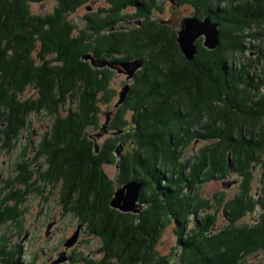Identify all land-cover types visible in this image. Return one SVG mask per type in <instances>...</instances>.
Segmentation results:
<instances>
[{"label":"trees","instance_id":"obj_1","mask_svg":"<svg viewBox=\"0 0 264 264\" xmlns=\"http://www.w3.org/2000/svg\"><path fill=\"white\" fill-rule=\"evenodd\" d=\"M36 1L40 0H0V149L9 152L21 148L16 158L21 180L28 184L37 175L44 185L37 187L39 194L48 191L47 183L53 185L51 195L57 188L64 208L81 219V216L90 219L87 232L102 236L104 248L114 250L112 259L120 257L125 264H243V252H256L264 245L260 237L264 235L263 217L253 228L232 226L243 211L254 208V202L248 200L254 176L251 162L264 158V65L261 64L263 70L257 75L256 71H249L254 62L252 57H249L252 63L242 62L240 68L234 69L221 56L227 51L245 50V43L235 40L234 31L248 21L264 18V0H227L222 5L219 0H182L196 9L197 16L209 15L217 21L222 39L215 50L202 49L199 39L196 45L201 53L191 61L180 51L176 33L171 32L169 25L151 19L152 8L160 7L158 0H109V16L89 20V31L80 28V34L75 32L66 12L76 11L84 0H59V7L45 13L33 9ZM126 5L137 8L135 15L128 17H144L143 23L134 29L118 28L101 35L107 22L106 28L118 24L113 14ZM86 18L92 19L88 14ZM124 31L129 38L123 36ZM91 49L98 60L137 57L147 62L146 68L136 75L126 100L131 117H121V109L110 125L129 126L138 145L127 151L123 160L121 156L117 173L119 183L135 179L144 184L140 194L143 209L138 220L130 213L110 207L114 186L103 165L116 162L112 156L116 146L108 140L102 152H95V137L88 131L90 125H98L100 121L97 102L110 100L114 95L107 88L112 70L105 66L94 68L83 57ZM263 58L260 51L255 61ZM30 88L32 94L24 96ZM181 95L190 98L191 109L199 106V102L218 104L212 122H206L200 134L204 142L223 140L221 136L225 134L226 145L220 147L221 141L201 147L205 157L202 154L197 163L201 160L199 167L208 168L202 177L195 174V166L188 175L183 173L186 162L179 159L176 146L179 141L184 143V139L171 135L173 125L178 129L181 123H189L186 119L189 111L182 112L177 105ZM70 99L74 108L63 114L61 107ZM29 112L49 115L50 126L36 142L30 131L33 138L20 146L18 140L29 122ZM220 119L221 124L214 122H221ZM226 131L237 134L231 137ZM230 151L234 153L233 163L227 161ZM40 159L47 168L35 174L32 162ZM216 171L223 176L219 179L223 184L227 183L226 174L239 172L244 186L227 200L230 208L223 215L232 224L211 231L215 217L209 213L199 216L197 207L204 204L208 207L209 203L198 192L195 196L193 189L214 180ZM185 187L193 192L186 195ZM10 198L21 201L19 193L18 199L17 193ZM5 200H1L0 206L8 205ZM190 200L195 202L192 208ZM9 207L0 208V223L23 212L16 206ZM168 223H172L176 237L171 258L161 255L155 247ZM253 240L256 243H251ZM2 242L5 245L0 264H21L20 246L10 247L9 238ZM107 254L99 261L85 262L86 257L81 256L79 264H114Z\"/></svg>","mask_w":264,"mask_h":264},{"label":"rangeland","instance_id":"obj_2","mask_svg":"<svg viewBox=\"0 0 264 264\" xmlns=\"http://www.w3.org/2000/svg\"><path fill=\"white\" fill-rule=\"evenodd\" d=\"M54 1V0H51ZM56 8L59 7L60 2L56 0ZM161 4L159 8H155V6L152 8L151 13V19L156 20L157 22L164 23V20L160 18L162 16L165 19L169 18L171 22L174 23V25L168 24L169 28L172 33H176V40L178 36V31L181 29V23L182 18L185 16H195L196 9L189 5L187 2H181L182 0H176L178 5H181L178 7L176 5V1L173 0H160ZM219 4L222 5L227 0H219ZM53 3V2H52ZM51 3V4H52ZM159 3V0H158ZM181 3V4H179ZM110 4L111 2L108 0L107 4H105V0H96L95 2L87 3L85 6L79 8L73 13H68L66 15L68 16L72 24H74V30L76 33L80 34V28L83 29V31H89L87 30V27L89 26V20L91 22L95 18H107L109 16V10H110ZM50 5H44L41 7V5H37L36 3H33L32 7L36 11H41V13H45L48 10L46 7ZM104 5L103 11H98L97 8ZM216 5V4H215ZM216 5V6H220ZM137 6V5H136ZM193 7V8H192ZM39 8V9H38ZM88 11H90L88 13ZM107 11V12H105ZM86 14L89 15V18L87 19ZM126 14L120 11L115 12L113 14V17L116 18L118 24L114 27H108L106 28V23L103 28H105L101 35H107L111 32L116 31V29L120 30H130L134 29L135 27H138L139 24H142L145 20L144 17L137 16L134 17L136 19L131 18V21H127L130 19ZM102 17H101V16ZM159 19V20H158ZM138 24V25H136ZM102 28V29H103ZM236 39L241 43H245L244 46H246L245 50L243 52H239L236 50L227 51V53L222 54L223 62L225 61L227 66H231L234 69L240 68L242 62H250V58L254 60L253 64L249 68V71H256V74H261L262 65H264V58L260 61H255V57H257L260 54V51L264 53V18H257L251 21H248L244 23L243 25H239L236 30L234 31ZM123 36L125 38H129L126 35L129 34L128 32H122ZM97 37V36H95ZM99 38V37H98ZM105 38V37H103ZM124 38V39H125ZM201 38V39H200ZM201 42V45L204 46L202 49H208L203 41L204 37L200 36L195 39V45L196 42ZM106 40V38L104 39ZM129 41V40H127ZM222 39L220 38V44ZM178 44V41H177ZM219 44V45H220ZM258 47H257V46ZM93 46V44H92ZM123 46H127L124 44ZM179 46V44H178ZM197 49L193 56L196 57L199 53H201L200 50H198V46L196 45ZM218 47V46H217ZM216 47V48H217ZM125 48V47H124ZM214 48V50L216 49ZM180 49V47H179ZM258 49V50H257ZM213 50V49H209ZM182 52V50L180 49ZM204 51V50H202ZM199 52V53H198ZM183 53V52H182ZM85 54H90V56L94 59L92 56V49L88 50ZM145 54V53H144ZM197 54V55H196ZM50 54H46V57H48ZM184 55V53H183ZM145 56V55H144ZM185 56V55H184ZM186 57V56H185ZM250 57V58H249ZM187 58V57H186ZM188 59V60H193ZM135 58H132L131 60H134ZM145 59L149 60L147 56H145ZM125 59L118 60L123 61ZM87 61L92 65V67L97 69H102L100 66H107L108 70H112V75L109 80V84L107 86L108 90L110 92H113L114 95L110 100H100L97 102V106L99 108L98 117H100V121L97 125H90L88 128V131L91 135L95 136L94 139V147L95 152H102L103 146L108 140H112L115 145V150L112 154V156L115 158V161L119 164L120 158L123 155H126L127 151H132L134 148H136L138 145L135 142L134 138L132 137L131 131H129L130 127H122L121 125L118 127H110L112 123V118L116 115V113L123 109L120 116L129 118L131 117V111L127 108H130V106H127L126 100L128 95L130 94V90L128 91L126 98L123 103H117L119 98V93L123 89V86L129 85L130 88L135 84V78L136 75L141 73L143 71L142 69L146 68L147 62L143 59V64L138 67L134 74H132L131 77H128L129 74L125 72L124 68H122V71L118 69L116 65L111 64L110 60H100L103 63H95L92 61V59L89 57L87 58ZM52 64H56L52 61ZM102 64V65H98ZM264 72V70H263ZM262 91L264 93V84H262ZM32 94V89H28L26 95ZM180 101L177 103L179 106V109L185 112L189 111V115L187 116V121L189 123H181L179 126L180 128L175 129L174 125L171 127V135L178 136L177 138H183L184 143H181L179 141L178 145L176 146V152L180 156V160L182 162H186V168L184 169V172L186 175H188L191 171V167L195 166V174L199 173L198 176L202 177L203 172H207L208 168L204 165L199 167V161L197 163V159L202 156V154L205 152V150L202 152V148L208 147L211 145L212 142H221L222 144L220 147H224L226 145L225 143V134H223L221 137L223 140H218V138L215 141H209L204 142L203 140L199 141V143L192 144L191 142L193 140V137L195 133L193 132L195 129L200 130L203 129L204 126H206V122H212L213 115L215 113L216 107H218L217 103L210 104L208 102L203 103L199 102V106L195 108H189L190 98L186 97L185 95L180 96ZM202 104V105H201ZM69 108H74V104L72 103L71 99L64 104V106L61 107V112L64 114L68 112L67 110ZM110 112V116L105 124V127H107L109 130L103 131V124L105 123V117L106 114ZM184 114V113H183ZM49 115L45 113L37 114L35 112H29L27 113V117H29V122L27 126H25L21 133H20V139L18 140V143L20 146H23V144H27L30 142V140L34 137V142H36L43 134V131L50 126V117ZM264 117V116H262ZM221 120V119H220ZM214 122L222 123L219 120H214ZM213 122V123H214ZM97 125V126H96ZM119 125V124H118ZM126 130V131H125ZM236 130L237 129H233ZM30 131L33 133V137L30 135ZM234 131L233 133H230L233 137L234 134H237V132ZM221 132V131H220ZM228 133V131H226ZM228 133V134H229ZM213 137V136H212ZM230 141V140H228ZM17 141H15L16 144ZM122 145V146H120ZM191 145V146H190ZM202 147V148H201ZM219 147V146H218ZM119 148V152H116V149ZM138 149V148H137ZM171 148H169L170 150ZM201 151V152H200ZM21 153L22 150L20 147L13 149L12 151H7L4 149H0V204L2 199L7 198L8 205L4 204L1 205V209H5L7 207L11 208L12 206H16L17 210L23 211L20 216L12 218V219H6L3 220L2 223H0V254L3 246L5 245V242L1 241L7 238H10V247H14L15 245L19 244L21 248V252L19 253V260L21 261V264H79V260L81 256L86 257V261L89 259H94V261H99L101 258H104L105 254L109 255L111 257L113 254V251H109L105 249V242L102 239V236H94L91 234H88L86 230L88 227H91V220L85 218V216H81L79 218L78 216H73L72 213L67 211L64 206L61 204L58 198V191L57 188L53 190V194L51 195V185L50 183H47L49 187L47 188V192H43V194L36 193L37 187L39 185H42L41 182H39L37 175L33 177V180H29V183L27 184L26 181L21 180L20 175V169L17 166L19 163L18 160H16L18 153ZM125 152V154H124ZM29 153H31L29 151ZM107 155H111V153H107ZM129 155V154H128ZM234 153L228 152L227 153V161L228 163L234 162ZM203 157L205 155L203 154ZM21 162V159H19ZM18 162V163H17ZM111 163V164H105L103 165L104 170L109 174L110 180L112 181V185L114 186V191L116 190V187L119 183L118 180V174L117 168L115 165L117 163ZM17 163V164H16ZM197 164V165H196ZM47 168V164L43 159L37 160L32 162V169H35V174H39L41 172H44ZM251 170L253 171L252 174H254L252 179V189H250V193L252 196H250L249 202H254V208L251 211L250 208L246 211H243V214L241 215V219L238 218L236 223L232 224V221L229 222V220L225 221V216L223 215L224 211L226 209H229L227 200L231 198L233 195H235L239 190H243V175H241L239 172H229L225 175L227 178V183L223 184L222 180H216L223 179V176L220 175L219 172L216 171L214 173L216 176L214 177L215 180L212 181H205L204 184L202 183L199 190H194V195L196 196V193L198 192L199 197H201L206 203H209V206L204 207H197L199 210V216H206V213H209L213 218L214 222L211 226V231L213 229L221 228L224 224H232L239 226H248L255 227L258 226L260 223V219L264 216V207L262 208V202H264V158L256 162H251ZM192 171V173L194 172ZM210 177V176H209ZM32 182L34 183L32 185ZM251 183V182H250ZM44 186V185H42ZM241 188V189H240ZM193 190H188L186 187L183 189L184 193L186 195L191 194ZM223 190V191H221ZM113 191V192H114ZM188 192V193H186ZM221 192H224L222 196L216 198V194H219ZM14 193H17V199H18V193L20 196L21 201H17L13 198H10L11 195ZM143 193V192H142ZM25 194V195H24ZM24 196V197H23ZM114 197V193L112 195V198ZM111 198V199H112ZM220 200L221 202H219ZM5 201L3 203H5ZM16 201V203H15ZM191 208L193 205L195 206V202L193 200H190ZM261 203V206L259 205ZM5 206V207H4ZM111 208H114L122 213H130L131 215H134V218L137 219L139 217V213L132 212V211H122L118 207H113L110 204ZM208 208V209H207ZM207 209V210H206ZM250 210V211H249ZM217 215V217H216ZM138 220V219H137ZM5 222V223H3ZM258 223V224H257ZM49 224V226H47ZM262 226V225H261ZM80 228V229H79ZM92 230V228H91ZM172 223H168L165 228L163 229L158 241L156 242V249L161 255H166L167 257L171 258V254L173 252V248L175 246V240L176 237L174 236L172 232ZM262 230V229H261ZM77 231V237L75 242L66 248V245H64V241L66 238L70 237L73 233ZM262 232V231H260ZM260 237H263L264 235H260ZM257 240V239H254ZM252 241L251 243H256V241ZM258 242V241H257ZM6 249V247H4ZM64 251V254L70 256L68 259L67 257L64 260H60L55 263V260L59 259L61 256V252ZM249 252H243L241 259L243 264H264V245H261L259 249H257L256 252L250 251ZM111 252V253H109ZM178 252L176 251V254ZM66 255V256H67ZM115 259L110 258L114 264H125V262L121 261L120 257H114ZM88 259V260H87ZM241 261V260H240ZM83 262V261H82ZM81 262V263H82ZM173 262V261H172Z\"/></svg>","mask_w":264,"mask_h":264},{"label":"water","instance_id":"obj_3","mask_svg":"<svg viewBox=\"0 0 264 264\" xmlns=\"http://www.w3.org/2000/svg\"><path fill=\"white\" fill-rule=\"evenodd\" d=\"M204 36V45L207 47H217L220 43V30L219 23L213 21L210 16H205L203 18H198L197 16H187L182 19L181 29L178 31L177 41L180 49L184 55L191 59L196 52L195 39ZM84 58H91L94 62L96 59L92 58L90 54H85ZM116 65L119 70L122 71L124 68L125 72L131 77L135 70L143 64V60L140 58H135L134 60H123L120 62L111 63ZM130 90L129 85L123 86V89L119 93V98L116 105L123 103L128 91ZM110 116V112L106 114V120L103 124L102 129H106L105 124ZM122 146V145H120ZM119 148L116 152H119ZM143 183L137 180H129L122 185L116 187L114 192V197L110 200V204L113 207H118L122 211H132L140 213L142 209V203L137 202L140 198ZM77 237V232H75L69 239H67L65 245L66 247L71 246ZM66 258L64 252H61L59 259L55 260V263L64 260Z\"/></svg>","mask_w":264,"mask_h":264},{"label":"flooded vegetation","instance_id":"obj_4","mask_svg":"<svg viewBox=\"0 0 264 264\" xmlns=\"http://www.w3.org/2000/svg\"><path fill=\"white\" fill-rule=\"evenodd\" d=\"M59 1V0H58ZM96 0H84V2H82V4H80V6H78V8L76 9V10H78L79 8H81V7H83V4L84 3H90V2H95ZM107 1L108 0H105V4H107ZM173 1H176V0H173ZM53 2V3H52ZM34 3H36L37 5H41V7H43L44 5H47V4H50V5H48L47 7H46V9L47 10H50V9H53L54 7H56V6H54L56 3H57V1L56 0H54V1H51V0H42V1H36V2H34ZM52 3V4H51ZM176 3V5H178L177 4V1L175 2ZM159 4H161V1L159 0ZM179 4H181V3H179ZM87 6V5H86ZM179 6H181V5H178V7ZM110 7H111V4H110ZM100 8H102V10L104 9V5L103 6H100V7H98L97 8V10L99 11V9ZM39 9V8H38ZM75 12V11H74ZM90 11H88V13H89ZM104 12V11H103ZM105 12H107V11H105ZM135 12H136V10H135ZM71 13H73V12H71ZM86 16H87V14H86ZM160 18L161 19H163L164 20V22L165 23H168V24H173L174 25V23L173 22H171L170 20H169V18H167V19H165V17L163 18L162 16H160ZM159 20V19H158ZM127 21H131V18L130 19H128ZM105 67H107V66H105Z\"/></svg>","mask_w":264,"mask_h":264},{"label":"bare ground","instance_id":"obj_5","mask_svg":"<svg viewBox=\"0 0 264 264\" xmlns=\"http://www.w3.org/2000/svg\"><path fill=\"white\" fill-rule=\"evenodd\" d=\"M201 39V38H200ZM207 47V46H206ZM208 49H214V48H216V47H207ZM192 59V58H191Z\"/></svg>","mask_w":264,"mask_h":264}]
</instances>
